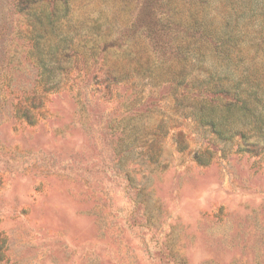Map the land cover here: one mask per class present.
Listing matches in <instances>:
<instances>
[{
	"label": "rangeland",
	"instance_id": "374dc122",
	"mask_svg": "<svg viewBox=\"0 0 264 264\" xmlns=\"http://www.w3.org/2000/svg\"><path fill=\"white\" fill-rule=\"evenodd\" d=\"M246 64L264 0H0V264H264V140L196 113Z\"/></svg>",
	"mask_w": 264,
	"mask_h": 264
},
{
	"label": "trees",
	"instance_id": "16d2710c",
	"mask_svg": "<svg viewBox=\"0 0 264 264\" xmlns=\"http://www.w3.org/2000/svg\"><path fill=\"white\" fill-rule=\"evenodd\" d=\"M24 13L34 18V27L44 23L45 28L51 24L52 18L63 16L61 12ZM250 66H244L236 83L221 84L216 81L208 85L206 94L230 99L201 107L196 113L200 121L210 125L217 135H238L245 142L250 139L246 142V151L258 152L260 141L264 140V66ZM262 144L264 146V142Z\"/></svg>",
	"mask_w": 264,
	"mask_h": 264
}]
</instances>
